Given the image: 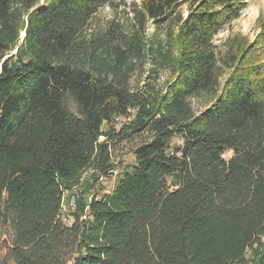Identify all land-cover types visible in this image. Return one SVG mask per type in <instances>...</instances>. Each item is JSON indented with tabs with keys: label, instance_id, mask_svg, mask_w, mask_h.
Returning <instances> with one entry per match:
<instances>
[{
	"label": "trees",
	"instance_id": "16d2710c",
	"mask_svg": "<svg viewBox=\"0 0 264 264\" xmlns=\"http://www.w3.org/2000/svg\"><path fill=\"white\" fill-rule=\"evenodd\" d=\"M112 1L0 0V264H264V22L221 48L245 0H143L94 29Z\"/></svg>",
	"mask_w": 264,
	"mask_h": 264
},
{
	"label": "rangeland",
	"instance_id": "374dc122",
	"mask_svg": "<svg viewBox=\"0 0 264 264\" xmlns=\"http://www.w3.org/2000/svg\"><path fill=\"white\" fill-rule=\"evenodd\" d=\"M143 0H113L110 5L101 7L98 13L95 15L92 25L94 29H103L110 25L112 20L127 23L131 19L132 14L130 13L131 8L142 3ZM183 12L186 15L187 6L183 5ZM264 22V0H245L244 7L241 11V15L234 19L230 24H228L215 38L216 44L221 48L227 43L229 37L235 34L242 33L249 36L251 39H255L256 35L261 29V25ZM150 65L146 64L143 69H139L134 75L132 84L135 86L137 84H143L145 76L148 74ZM168 77L166 71H162L159 78L156 80L157 84H161ZM194 105L199 107L202 101L194 100ZM199 105V106H198ZM122 121V119L120 120ZM121 126L119 122L117 128ZM174 143H181V141L175 139ZM115 155V170L114 172L106 178H102L96 187L92 190L93 193L104 194L109 193L115 186L119 174L124 166L131 165L134 161V156L132 153L131 145L127 142L120 143L118 147L114 150ZM232 152H227L225 154L226 158H229ZM87 173L84 177H88ZM77 191V193H79ZM69 194V193H68ZM63 206V217L66 222L71 223L72 218L70 212L74 207L73 195H67Z\"/></svg>",
	"mask_w": 264,
	"mask_h": 264
}]
</instances>
